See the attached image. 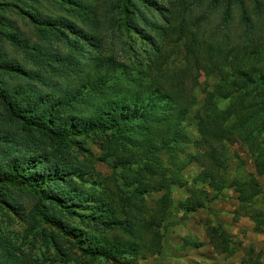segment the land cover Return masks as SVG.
I'll return each instance as SVG.
<instances>
[{"label": "trees", "instance_id": "trees-1", "mask_svg": "<svg viewBox=\"0 0 264 264\" xmlns=\"http://www.w3.org/2000/svg\"><path fill=\"white\" fill-rule=\"evenodd\" d=\"M128 1L131 9L123 3L122 11L126 18L121 25L138 35L154 53H147V64L142 69L148 81L135 83V78L130 82L128 76L119 78L121 76L114 75L116 80L131 83V94L126 101L124 93L122 95L120 90H116L114 103L105 102L92 114H82L79 109L83 97L98 93L108 81L105 75L98 78L84 70L86 64L97 68L101 59L87 50V47L98 52L101 50L102 36L98 32L101 22L96 19L99 9L77 0H65L66 6L60 4L64 16L54 18L31 11L38 39L34 43L8 22L5 39L30 62L50 69L56 77H78L82 74L85 78L77 89L65 91L60 96L56 91L55 94L46 93L41 88H51L48 78L42 73L22 70L17 62L0 52V68L14 72L16 81L8 89L0 88L4 93L2 102L9 122L8 125H0V188L1 185H10L35 190L33 180L38 176L41 182L62 181V184L55 182L51 192L60 200L70 198L75 205L91 211L87 219L90 232H84L80 239L67 232L69 237L74 239L82 253L90 256L91 261L104 259L118 264L120 257L136 251L147 233L151 238L148 244H143L144 252L150 256L162 254L158 230L172 206L169 181H179L180 172L196 162L202 168L200 178L208 181L209 188L218 193L231 187L242 197L239 210L254 224L255 232L262 231L264 207L250 202L264 197L262 189L254 179L226 184L224 177L228 169L226 145L233 140L247 145L257 176L264 175V66H256L259 61H264V35L258 37L259 45L256 43L250 53L256 62H251L246 70H237L235 66H229V55L221 51L215 33L204 38L200 19L191 24L182 10L180 12L185 16L177 14L176 21L169 15L178 12L168 11L153 0H140L142 5L159 12L163 25L150 20L133 0ZM236 1L226 0L225 17H230V4ZM240 3L239 22L248 33L254 26L245 3ZM254 3L258 12L259 1L254 0ZM178 43L182 44L183 53L175 54L174 63L180 61L184 66L175 69L167 60L169 51L162 54L161 49L166 44L176 47ZM57 44L64 47L63 52ZM153 68L160 74L152 76ZM202 74L220 79L213 91L206 94L199 109L194 111L196 100L193 90ZM225 101L228 105L222 108ZM185 122L195 127L199 135L196 144L206 146V154L188 156L185 153L187 145L192 143L185 132ZM103 131H112L102 139L103 143L113 140L116 149L126 153V156H116L113 166L114 170L121 169L120 180L123 181L120 188L117 186L119 193L116 197L105 188L85 189L71 180L83 176L93 163L88 160L79 165L69 156L70 137H85L89 133ZM39 138L49 139L52 143L53 152L49 156L31 154L38 148ZM80 149L84 151L82 146ZM136 151L140 154L133 158ZM31 159L35 161L30 162ZM68 178L70 180L67 181ZM150 190L163 192L153 209L146 206V195ZM203 195L202 188L195 189L182 205L187 209L203 207ZM2 200L7 206L15 204L4 193ZM36 210L45 223L57 227L44 206L38 205ZM238 217L235 214V219ZM105 233L119 235L107 237L103 235ZM207 237L216 253L231 256L228 237L222 231L210 228ZM51 241L58 244V238H51ZM83 242H87L86 246L82 245ZM19 261L15 246L0 234V264H19Z\"/></svg>", "mask_w": 264, "mask_h": 264}, {"label": "rangeland", "instance_id": "rangeland-1", "mask_svg": "<svg viewBox=\"0 0 264 264\" xmlns=\"http://www.w3.org/2000/svg\"><path fill=\"white\" fill-rule=\"evenodd\" d=\"M77 1L99 9L96 19L101 22L98 29L100 36H102L101 50L98 52L94 48L87 47V50H91L92 54L101 59L97 68L93 69V66L86 64L84 70L87 74L91 72L98 78L105 75L108 80L107 85L102 87L96 94L85 95L83 103L79 107L82 114H92L101 104L105 102L114 103L116 90H120L122 95L124 93L123 97L126 101L131 94L130 90L133 88L131 83L116 80L117 77H114V75L121 76L119 78L128 76L130 82L132 78H135V83L142 81L147 83L148 79L144 77L142 69H145L147 64V53H151L152 50L138 35L131 30L127 31L121 25L126 18L122 6L125 3L130 8L128 0ZM133 1L144 10L145 15L150 20L163 24L158 11L149 8L146 4L142 5L140 0ZM258 1L260 9L257 12L254 0H237L236 3L230 4L231 8L228 12L230 17H225V14H227L226 0H218L217 3L215 0H153V2L163 6L168 11L178 12L172 16L169 15L173 20L177 21V14L185 16L180 12L182 10L186 12L191 24L200 19L204 38H208L210 33H215L221 51L224 52V55H229L227 58L230 63L229 66H235L237 70H246L251 62H256L250 53L254 50L257 40H259L258 37L264 35V0ZM64 2L62 0H29L24 3V0L22 2L0 0V52L17 62L22 70L42 73L45 78L50 80L51 88L41 89L51 94H55L54 91H56L58 96L65 91L77 89L84 80L85 75L81 74L78 77L70 75L66 78L53 76L50 69H43L42 66L30 62L21 51L15 49L5 39V34L8 30L6 26L8 22H11L24 37L30 38L33 43L37 42L38 39L34 33L35 26L30 17V12L38 11L54 18L64 16L65 13L60 8V4L66 6ZM240 2L245 3L254 26L248 33L245 31V26L239 22L238 8ZM140 25L142 26L141 23ZM224 37L228 39L226 40ZM58 44L56 46H59L60 51L63 52L64 47ZM257 45L259 44L257 43ZM174 46L166 44L161 52L163 54V52L169 51L168 62L175 69L182 68L184 66L182 62H175V64L174 61L176 60L174 59L177 56L176 53L182 55L183 46L181 43H178L176 47ZM171 50H173V53ZM152 54L154 53L152 52ZM94 64L96 65V63ZM256 66H264V61H259ZM159 74L158 69L153 68L152 76ZM14 76V72L6 68H0V88L8 89L10 85L16 84ZM219 79L214 75L204 76L202 74L200 76L198 85L193 90L196 100L194 111L199 109L206 94L213 91V87ZM159 80H162V78ZM35 85L39 86L37 83ZM3 94L0 89V125H8V114L2 102ZM222 103V108L228 105L227 101ZM184 124L185 132L192 140V143L187 145L185 153L188 156L206 154V146L196 144L199 135L195 127L188 126L187 122ZM16 128L19 129L17 126ZM111 132L89 133L85 137L71 136L69 156L79 165L85 164L88 160L93 163L83 176L71 179L74 184L85 189L101 190L105 188L116 197L119 193L118 187L120 188L123 181L120 180L121 169L114 170L113 166L115 165L116 156L120 154L126 156V153L117 150L116 143H112L113 140L109 141L108 144L102 142V139ZM38 140H40V144L37 149H33L31 154L40 156L47 154L49 156L53 152L52 143L49 139L39 138ZM81 146L84 151L80 149ZM226 149L228 164L226 177H224L226 184L233 181L245 183L254 179L264 193V175L257 176L253 158L247 145L238 140H233L231 144L226 145ZM139 152L136 151L133 158L137 157V154H140ZM130 157L132 156L130 155ZM31 161L35 160L31 159ZM201 172V166L196 162H192L180 172L179 181H169L168 187L172 194V206L168 216L162 223L160 222L161 225L158 230L161 235L162 254L150 256L144 252L143 244H148L151 238V234L147 233L140 240V246L136 251L120 257L118 264H264V227L262 231L255 232L254 224L239 210L242 197L235 193L231 187L216 193L209 188L207 180L200 178ZM113 178L117 181H114ZM167 178H169V175H167ZM51 179L54 178L51 177ZM33 181L36 184L35 190L10 185H1L0 188V234L15 246L20 260L19 264H114L104 259L91 261L90 256L82 253L74 239L69 237L72 233L80 239L84 232H90L87 226V219L91 214L90 209H82L72 203L70 198H67L66 201L57 198L56 194L51 192V188L55 182L62 184V181L45 180L41 182L40 176ZM200 188L205 193L202 196L203 207L187 209L183 206L182 202L191 195V192ZM150 191L146 195V206L153 209L163 192ZM3 193L10 196L15 202L13 207L7 206L3 202ZM250 202H256L260 207H264L263 196ZM38 205L46 208L48 217L50 219L54 218L56 223L53 224L57 227H53L52 223H45L37 213L36 206ZM235 214L239 216L238 219H235ZM80 215L85 216V218H81ZM214 227L228 237V247L232 252L231 256L216 253L209 244L207 232ZM61 228L64 229V232ZM103 235L114 237L119 234L105 233ZM51 238H58V244H53ZM86 244L87 242L82 243L83 246H86Z\"/></svg>", "mask_w": 264, "mask_h": 264}]
</instances>
